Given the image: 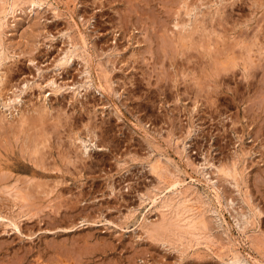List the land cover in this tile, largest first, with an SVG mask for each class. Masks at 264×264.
<instances>
[{
    "label": "rangeland",
    "instance_id": "obj_1",
    "mask_svg": "<svg viewBox=\"0 0 264 264\" xmlns=\"http://www.w3.org/2000/svg\"><path fill=\"white\" fill-rule=\"evenodd\" d=\"M0 79V264H264V0H0Z\"/></svg>",
    "mask_w": 264,
    "mask_h": 264
},
{
    "label": "bare ground",
    "instance_id": "obj_2",
    "mask_svg": "<svg viewBox=\"0 0 264 264\" xmlns=\"http://www.w3.org/2000/svg\"><path fill=\"white\" fill-rule=\"evenodd\" d=\"M247 59V58H246ZM251 61V60H250ZM2 77V76H1ZM4 80V78H3ZM2 79H0V98L2 97V93H1V83H2ZM5 98V97H4ZM3 98V100H4ZM10 100V99H9ZM14 101L13 99H11V102H13L14 104ZM5 102V101H4ZM13 104H10V101L8 104H4V106H7L8 107V110L10 111L11 109H13L15 106ZM3 106V107H4ZM2 113V112H1ZM10 114L12 115V112L10 111ZM3 115V114H2ZM7 116V115H5ZM4 117V116H3ZM12 118V117H11ZM5 119V118H4ZM81 147V146H80ZM86 148V147H85ZM85 150V149H84ZM36 151V150H35ZM39 152V151H38ZM158 163V162H157ZM206 164V163H205ZM155 165V163H154ZM154 165H151V169H152V166ZM161 165H157V166H154L153 167V170L156 171V173L159 175V178H160V181L163 182L164 187L158 191V192H154L153 194H151V196H149V198L151 199V203L153 205V207L155 206V208L160 212L161 216H163L162 218L168 216V213H174V217L175 218H172V217H168L166 221H163L162 223L160 224H157L155 226H150V227H146L145 226V230L150 233L151 235H159L161 237H165L171 233L174 234L177 233L179 235H182L185 236V235H192L196 232L197 234V230L195 231V223L192 222V220L195 218V214L192 215V213L194 212V204H192V200L193 198L190 197V192H186L185 190L189 187L187 186L188 184L185 185V183L179 179V176L178 174L177 175H174L172 173V176H177V177H162L161 175H163L162 173V170H161ZM164 168V167H163ZM204 168V167H203ZM203 172V171H202ZM156 174V175H157ZM164 175H166L164 173ZM168 175V174H167ZM205 175V174H204ZM157 177V176H156ZM191 177V176H189ZM193 177V176H192ZM192 179V178H190ZM189 181V180H188ZM194 181V180H193ZM160 182V183H161ZM211 183V182H210ZM161 186V185H160ZM187 186V187H186ZM211 186L212 188L214 187V184L211 183ZM159 187V186H158ZM157 188V187H156ZM155 189V188H154ZM214 189V188H213ZM217 189V188H216ZM157 190V189H156ZM215 190V189H214ZM152 191H154L152 189ZM162 195H160V193L164 192ZM216 194H217V190H215ZM145 195V194H144ZM217 196V195H216ZM220 196V195H219ZM143 198V196H142ZM148 198V197H146ZM145 199V196L144 198ZM196 199V198H195ZM218 200V199H217ZM219 201V200H218ZM220 204V203H219ZM198 208V207H197ZM196 210V208H195ZM209 211V210H208ZM191 213V214H190ZM188 214L192 215L194 218L191 220L192 216L190 217ZM167 215V216H166ZM172 215V214H171ZM173 216V215H172ZM198 218V217H197ZM178 219V221H181L183 222V224H179L176 220ZM143 220V219H142ZM164 220V219H163ZM13 224L15 225L14 228L17 227V223L15 222H10V224ZM198 223V222H197ZM145 225V224H144ZM197 225V224H196ZM199 229V228H198ZM200 232V231H199ZM172 235V234H171ZM170 235V236H171ZM175 235V234H174ZM189 235V237H190ZM198 235V234H197ZM176 237H179L176 235ZM175 237V238H176ZM181 237V239L179 238V241H181L183 238ZM192 237V236H191ZM195 237V236H194ZM193 237V238H194ZM172 238H174V236H172ZM199 238V237H198ZM159 239V238H158ZM166 239V238H165ZM163 239V240H165ZM178 239V238H177ZM197 239V238H196ZM194 239V240H196ZM171 240V239H169ZM175 240V239H174ZM184 240H185V237H184ZM183 240V241H184ZM187 240V239H186ZM193 240V239H192ZM182 241V243H184ZM189 241V240H188ZM164 242V241H163ZM166 242V241H165ZM168 242V241H167ZM178 242V241H177ZM230 261L228 262L229 264H244L242 263L237 257L235 256H232L230 259Z\"/></svg>",
    "mask_w": 264,
    "mask_h": 264
}]
</instances>
